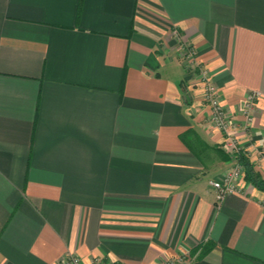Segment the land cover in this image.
<instances>
[{"label": "crops", "instance_id": "crops-1", "mask_svg": "<svg viewBox=\"0 0 264 264\" xmlns=\"http://www.w3.org/2000/svg\"><path fill=\"white\" fill-rule=\"evenodd\" d=\"M229 136L264 178V0H0V264H264V191L209 183Z\"/></svg>", "mask_w": 264, "mask_h": 264}, {"label": "built area", "instance_id": "built-area-1", "mask_svg": "<svg viewBox=\"0 0 264 264\" xmlns=\"http://www.w3.org/2000/svg\"><path fill=\"white\" fill-rule=\"evenodd\" d=\"M185 56L188 58L193 56V52L189 53V50ZM191 66L194 67L195 60L190 59ZM204 85V100L211 107V122L212 124L220 130L228 131L229 128V113L223 107L220 99H219V90L216 84L206 75L205 72H202L199 76ZM258 96L257 92H253L252 95L248 97L247 107H246V115L248 120H252V115L250 113V109L253 105L254 99ZM225 147L232 154V164L226 170L224 177L221 179H211L209 181L210 185L215 191L216 203L219 205L225 198L228 193L234 192L238 190V180L244 175L243 165L239 162L236 157V152L239 150L236 145L235 140L229 136L225 140ZM261 154L264 156V144L262 146ZM175 263H186L184 257H179L177 259L169 260L163 264H175ZM59 264H80L77 258L72 256H68L65 259L61 260ZM94 264H103L101 260L97 259Z\"/></svg>", "mask_w": 264, "mask_h": 264}, {"label": "trees", "instance_id": "trees-1", "mask_svg": "<svg viewBox=\"0 0 264 264\" xmlns=\"http://www.w3.org/2000/svg\"><path fill=\"white\" fill-rule=\"evenodd\" d=\"M182 140L188 146V148L195 153L205 163V158H209V155L216 151L219 152L223 160H229L230 157L226 152L221 150L217 145H210L206 142L201 135L193 128L188 129L181 135ZM236 157L243 165L245 178L253 183L256 187L264 191V178L261 174L255 170L248 155L241 149L236 152ZM215 246V243L208 242L200 244L195 251L200 250L199 256H203L210 252Z\"/></svg>", "mask_w": 264, "mask_h": 264}, {"label": "rangeland", "instance_id": "rangeland-1", "mask_svg": "<svg viewBox=\"0 0 264 264\" xmlns=\"http://www.w3.org/2000/svg\"><path fill=\"white\" fill-rule=\"evenodd\" d=\"M190 65V64H189ZM212 154V153H211ZM209 155V158H207V161H209V163L212 162L213 159H215V156L214 155Z\"/></svg>", "mask_w": 264, "mask_h": 264}]
</instances>
